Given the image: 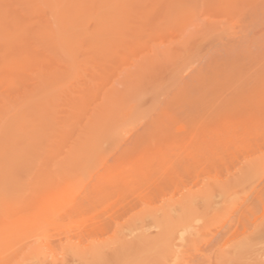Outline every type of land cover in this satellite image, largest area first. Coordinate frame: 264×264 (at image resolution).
Masks as SVG:
<instances>
[{"label": "rangeland", "instance_id": "1", "mask_svg": "<svg viewBox=\"0 0 264 264\" xmlns=\"http://www.w3.org/2000/svg\"><path fill=\"white\" fill-rule=\"evenodd\" d=\"M110 1L0 0V177L10 178L5 184L12 187H5L13 188L12 195L0 194V211L6 204L17 222L9 221L10 236L8 227L6 237L0 231V264H38L42 252L48 263L84 264L68 245L117 244L121 236L114 230L140 225L136 218L145 208L195 191L201 178L224 180L248 158L264 159V0ZM46 177L70 197L83 188L84 201L69 202L58 192L61 209L45 215L53 199L42 200L46 209L40 211L28 192L32 180ZM19 192L23 199L10 198ZM220 199L214 198L215 207ZM202 205L159 231L150 219L143 228L172 237L199 216L191 224L211 225L202 224L207 239L230 227L225 234L236 242L260 215L255 210L246 227L243 216L236 215L239 221L230 212L227 220L231 210L224 204L225 212L217 206L221 211L213 214ZM222 217L229 224L223 229ZM104 225L113 227L100 229ZM174 242L184 254L199 253ZM159 244L148 264H173ZM38 245L41 253L34 251Z\"/></svg>", "mask_w": 264, "mask_h": 264}, {"label": "bare ground", "instance_id": "2", "mask_svg": "<svg viewBox=\"0 0 264 264\" xmlns=\"http://www.w3.org/2000/svg\"><path fill=\"white\" fill-rule=\"evenodd\" d=\"M52 2H53V0H51ZM90 1V0H89ZM105 1V0H104ZM112 1V0H111ZM110 1V2H111ZM36 2V1H35ZM92 2V1H91ZM109 2V1H108ZM85 3V2H84ZM35 4V3H34ZM97 4V3H96ZM38 5V4H37ZM55 5V4H54ZM53 5V6H54ZM69 5V4H68ZM94 5V4H93ZM56 6V5H55ZM92 6V5H91ZM96 6V5H95ZM98 6V5H97ZM105 6H107V5H105ZM74 7V6H73ZM99 7V6H98ZM101 7V6H100ZM67 8V7H66ZM85 9V8H84ZM86 9H87V7H86ZM96 9V8H95ZM101 9V8H100ZM67 10V9H66ZM65 11V10H64ZM66 12V11H65ZM105 13V12H104ZM72 15V14H71ZM104 15V14H103ZM105 16V15H104ZM107 17L108 18H110V17H112L111 15L110 16H108V14H107ZM103 18V17H102ZM105 18H106V16H105ZM107 18V19H108ZM113 18V17H112ZM111 19V18H110ZM114 19V18H113ZM108 21H109V19H108ZM69 22V21H68ZM4 30L5 29H3V31L2 32H4ZM6 32V31H5ZM1 33V32H0ZM4 34V33H3ZM6 34V33H5ZM8 35V34H7ZM6 35V36H7ZM5 37V36H4ZM3 37V38H4ZM7 38V37H6ZM10 38H11V36H10ZM2 62V61H1ZM256 133V132H255ZM237 134V133H236ZM233 135V134H232ZM236 136V135H235ZM120 139H122V138H120ZM119 138L117 139V141H118V143H119V140H120ZM232 139V138H231ZM257 139V138H256ZM123 140V139H122ZM227 140V139H226ZM121 141V140H120ZM228 141V140H227ZM123 143H124V140L122 141ZM257 142H259V141H257ZM250 143V142H249ZM248 143V144H249ZM253 143V142H252ZM251 143V144H252ZM261 143V142H260ZM19 144V142L17 143V145ZM22 144H23V142H22ZM249 145V146H251L252 148H255L256 149V147L257 146H255V144L253 143V146L252 145ZM121 145V144H120ZM250 147V148H251ZM251 148V149H252ZM261 149V148H260ZM203 150V149H202ZM230 150V149H229ZM215 151L216 150H214V152L212 151V153L211 152H209L211 155H212V157H214V153H215ZM231 151H233V150H231ZM236 151V150H235ZM238 151V150H237ZM236 151V152H237ZM253 151V150H252ZM258 151V150H257ZM235 152V153H236ZM259 152V151H258ZM257 152V153H258ZM231 153V152H230ZM253 153V152H252ZM260 153V152H259ZM203 154H207V152L205 153H203ZM203 154L201 155L200 154V156H203ZM209 154V155H210ZM216 154V153H215ZM219 154V153H218ZM224 154V153H223ZM13 155V154H12ZM208 155V154H207ZM206 155V156H207ZM199 156V155H198ZM233 156H235V155H233ZM237 156V155H236ZM242 156V155H241ZM210 158V156H207V159H209ZM230 157H231V155H230ZM12 158V157H11ZM201 158V157H200ZM203 158V157H202ZM206 157H204V159H205ZM206 159V160H207ZM212 159V158H211ZM224 159V158H223ZM223 159H222V161H223ZM200 160H203V159H200ZM233 160H234V158H233ZM244 160V159H243ZM13 161V160H12ZM221 161V160H220ZM222 161H221V163H222ZM10 162V161H9ZM203 162H204V160H203ZM6 163V162H5ZM207 163H209V162H207ZM237 163V162H236ZM9 164V163H8ZM210 164V163H209ZM11 165H12V163H11ZM11 165H8V167L9 166H11ZM220 165V164H219ZM97 166V165H96ZM5 167V166H4ZM12 167V166H11ZM11 167H9V169L11 170ZM16 167V166H15ZM50 167V166H49ZM6 168V167H5ZM44 168V167H43ZM203 168H205L204 166H203ZM233 168H235L234 170H233V172H230V173H228L227 175H226V177H225V179L224 180H218V179H214V180H212V179H210V180H212V181H208V179H206L205 181H203L202 180V178H201V180H197L196 182V190L195 191H192V190H190V189H186L185 190V192L184 193H181V194H179V198L178 199H173L174 198V195H171V196H169L170 198H167L168 200H164V202H163V204L161 205V206H159V207H157V208H145V210L139 215V217H137L136 218V220L138 221V223L140 224V225H136V227H134V226H131V227H125V229H122V227H116L117 229H115L114 230V233L117 235V236H121L120 237V242H118L117 244H115L114 242H107V241H99L98 243L97 242H95V241H93V242H90L85 248L83 247H81V248H78V245L76 246H72V245H68V247L67 248H69L70 249V251H71V254L73 255V256H76V257H78L77 259L78 260H81V261H83L82 263H84V264H148L149 263V261H150V258L154 255L153 254V251L154 250H156L157 251V244L158 243H161L162 245H160V247L158 246V251H160V252H164V253H166V256L167 255H169L170 256V258H171V262L173 263V264H240V261L241 260H243V259H248V261H246L244 264H264V246L262 247L261 245L264 243L263 241H264V159H263V156H257L256 158H255V156H254V158H251V159H249L248 158V160L246 159V160H244V162H242L241 164H240V166H238L237 168L236 167H234L233 166ZM6 170H7V168H6ZM210 170V169H209ZM13 171V170H12ZM93 171V170H92ZM208 171V170H207ZM6 172V171H5ZM4 172V173H5ZM98 172V171H97ZM202 172V171H201ZM205 172V171H204ZM6 173H10V172H6ZM196 173H198V172H196ZM195 173V174H196ZM207 173V172H206ZM2 174V173H1ZM46 174V176L48 175L47 173H45ZM203 174V173H202ZM10 175V174H9ZM38 175H40L39 173H38ZM198 175H200L199 173H198ZM203 175H205V174H203ZM202 175V176H203ZM2 177H3V175H1ZM202 176H199V177H202ZM8 177V176H7ZM10 177V176H9ZM12 177V176H11ZM48 177V176H47ZM47 177L45 178V179H38V178H40L39 176H38V178L36 179V181L34 180H32V182H34L35 183V185H36V183H37V181H41V182H45L44 184L43 183H41V182H39L41 185L43 184V185H45V187L44 186H41L39 183L37 184V185H40V186H38V188H37V185L35 186L34 185V183L32 184L33 185V188H30L29 187V189L27 190V188H26V190L27 191H29L30 189L32 190L33 189V191H29L28 193H30V196H31V198L30 199H32V200H37L38 199V201L40 202L39 203V205H38V203H37V205L39 206V209L38 210H42V209H44L45 208V206H42L41 208H40V205L42 204V200H43V202H44V204L43 205H48L47 204V199H53V200H48V201H50L49 202V205L47 206V211H43L42 210V213H44L45 215H49L48 214V211H49V213L51 212V210H54V209H56V210H54V211H58V209H61V208H59L60 206V203H59V201L61 202V200H58V199H60V198H62L61 197V194L63 193H65V195L64 196H66V195H68V197L67 198H69L70 197V195L69 194H67L66 193V191L65 190H63V192L62 191H58V190H54L53 188H52V186L54 185L53 183L55 182V180H53V179H48L47 180ZM195 177H198L197 175L195 176ZM199 177L197 178V179H199ZM6 177H4L3 179L0 177V194L1 195H4V194H6V195H8V194H10V195H12L10 192H12V189H11V191L7 188L8 186H10V187H12L11 185H7L8 184V181L10 180V178H7L5 181H4V179H5ZM14 178V177H13ZM195 179V178H194ZM8 180V181H7ZM15 180V179H14ZM50 180L53 182V183H51L50 182ZM70 180V179H69ZM68 180V181H69ZM11 181V180H10ZM48 181V182H47ZM63 181V180H62ZM65 181V180H64ZM66 181H67V179H66ZM62 182V184L63 185H65V183H67V182ZM2 182H3V184H2ZM18 182V181H17ZM188 182V181H187ZM190 182V181H189ZM192 182V181H191ZM5 183H7V184H5ZM49 183V184H48ZM56 183V182H55ZM61 183V182H60ZM59 183V184H60ZM70 183V182H69ZM183 183V182H182ZM2 184V185H1ZM5 184V185H4ZM19 185H20V183H18ZM62 184H60V185H62ZM181 184V183H180ZM187 184V183H186ZM195 184V183H194ZM198 184V185H197ZM7 185V187H5ZM32 185H31V187H32ZM52 185V186H51ZM184 185V184H183ZM192 185V184H191ZM3 186H4V189H2L3 188ZM29 186V185H28ZM48 186V187H47ZM181 186H182V184H181ZM187 186V185H186ZM186 186H184V187H186ZM193 186V185H192ZM198 186V187H197ZM200 186V187H199ZM20 188L21 187H23V189H24V186H22V183H21V186H19ZM42 188L41 190H40V188ZM36 188H37V190H36ZM49 188V189H48ZM187 188H188V186H187ZM1 189H2V191L4 192H2L1 191ZM52 189H53V191H52ZM195 189V188H194ZM238 189H240L241 191H243V190H245V189H248V194H246L244 197H236V196H234L236 193H235V191H237ZM5 190V191H4ZM35 190L36 191H38L39 193L38 194H42V195H38L37 196V192H35ZM50 190V191H49ZM182 190H184V189H182ZM20 191V190H19ZM22 191V190H21ZM20 191V192H21ZM25 191V190H24ZM56 193H55V192ZM65 191V192H64ZM81 191H83V188L81 189ZM81 191L79 190V192L78 193H76V195H72L68 200H69V202H71V201H75L76 199L78 200L79 198H80V193H81ZM177 191V190H176ZM175 191V192H176ZM2 192V193H1ZM6 192H8V193H6ZM19 192V193H20ZM35 192V196L33 195V193ZM52 192V193H51ZM54 192V193H53ZM59 192V193H58ZM61 192V193H60ZM13 193V192H12ZM16 193L17 194V196H20V197H17L16 195H13V196H16V197H10L11 199H13V200H15L14 198H18V199H21L22 198V193H24V192H22V193ZM58 193V197H60V198H58V197H55L56 196V194ZM240 193V192H239ZM24 195V194H23ZM77 195H79V196H77ZM33 196V197H32ZM215 196H217V197H220L221 199L219 200V202H220V206H223V204L225 205V207L224 208H230V210L231 211H229V212H227L228 214L231 212L232 214H234L235 215V218L234 219H236L237 217H239V216H243L244 218H245V221H244V223L246 222L247 223V219H249V217H251L252 216V213H254L255 212V210L257 211V210H259V212H260V215L258 216V217H256L255 216V218H252L253 219V221H252V223L250 222V225H249V222L247 223V226L246 227H248V225H249V231H248V229H247V233H246V231L244 232V235H242V237L240 238V239H238V241H234V242H232V236H234L233 234H230V235H227V234H225L226 232V230H227V226L229 225V224H227V222L230 220L229 218L231 217V219L233 218L232 216H234V215H232L231 216V213H230V215L228 216V214L226 215V218H227V220H225V219H223V217L222 218H219V219H223L222 221V229H223V227L224 228H226L225 229V231H224V233H223V231L221 232V231H219V232H221L220 234H219V236H217V238L216 239H207V237H209V236H207V237H205V235H208L209 233L207 232V230H206V228L204 229V230H206L205 232L206 233H208V234H205L204 233V230H203V223H201V226L202 227H200V226H196V225H192L191 223H195V220H200V218H199V216H198V218L197 219H195L194 217V219H193V221L192 220H190L191 221V223H190V221H189V223L190 224H187V220L185 221V225H183V226H181V225H179V226H181V228H179V226L177 227L178 229H177V231L175 232H170V235H172V234H174V235H172V237H168V234L167 233H163L162 231V234H161V232H159V233H157V234H155V235H151V233L149 232V226H151L152 227V225H156L155 227V229H158V231L160 230V229H164V228H162L164 225H166L167 224V222L168 223H170V221H175V216H177V215H180V214H183V213H185V212H195V211H193V209L194 208H196L197 209V207H198V209L199 208H201V206L200 205H202V204H199V206H197V204L198 203H203L204 205L206 204V206H207V208H206V206H204V205H202V207L203 208H205V210L207 209V213H209V212H215L216 210H213V209H217L218 207L217 206H219L218 204H217V206L215 207V204L216 203H218V201L216 200H214V198H217V197H215ZM239 196V195H238ZM5 197H7V196H5ZM24 197V196H23ZM27 197H29L28 195H27ZM47 197V198H46ZM54 197V198H53ZM77 197V198H76ZM79 197V198H78ZM26 198V196L24 197V202H25V199ZM35 198V199H34ZM42 198V199H41ZM56 198V199H55ZM64 198H66V197H64ZM72 198H73V200H72ZM23 199V198H22ZM29 199V200H30ZM40 199V200H39ZM82 199V200H81ZM4 200V199H3ZM27 200H28V198H27ZM35 200V201H36ZM46 200V201H45ZM80 200L81 201H84V198H80ZM163 201V200H162ZM222 201V202H221ZM27 202V201H26ZM30 202H32V201H30ZM215 202V203H214ZM21 203V202H20ZM19 203V204H20ZM46 203V204H45ZM209 203H211L210 204V206L211 207H208V205H209ZM8 204V203H7ZM208 204V205H207ZM222 204V205H221ZM5 206H6V209L4 210V209H1L2 210V212L0 211V214L2 215V216H5V219H3L4 217H2V219L0 220V231L5 227H8V226H10L11 224V222H12V225H17V222H15V220H13L12 218H11V215H9V213H10V209L8 208L9 206H7L6 204H5ZM36 206V205H35ZM37 206V207H38ZM59 206V207H58ZM76 206V205H75ZM74 206V207H75ZM220 206H219V208H220ZM0 207H2V205L0 206ZM12 206H10V208H11ZM57 207H58V209H57ZM3 208V207H2ZM18 208H19V206H18ZM21 208V207H20ZM208 208H209V210H208ZM223 207H221L220 209H222ZM222 209V211L224 210V212H225V209ZM46 209V208H45ZM147 209V210H146ZM7 210V214H8V217H6V213H4L5 211ZM8 210H9V212H8ZM13 210V212H14V208L12 209ZM190 210V211H189ZM4 211V212H3ZM53 211V212H54ZM209 211V212H208ZM218 211V212H217ZM217 213H219L221 210H218L217 209ZM18 212H20V210H18ZM22 212V211H21ZM46 212H47V214H46ZM53 212L52 213H50L51 215L53 214ZM56 212H55V214H56ZM213 212H212V214H213ZM215 212V213H216ZM235 212V213H234ZM2 213H4V214H2ZM193 213H190V215L191 214H193ZM222 213V212H221ZM220 213V214H221ZM256 213H258V212H256ZM186 214V213H185ZM211 214V215H212ZM190 215H188V216H190ZM194 215H195V213H194ZM210 215V216H211ZM236 215H237V217H236ZM239 215V216H238ZM10 216V217H9ZM50 216V215H49ZM188 216H185L184 215V217H188ZM209 216V215H208ZM213 216V215H212ZM224 216V215H223ZM182 217V216H181ZM248 217V218H247ZM254 217V216H253ZM6 218H8V221L6 220ZM9 218H11L12 220H10ZM186 218H183L184 220L186 219ZM191 218H192V216H191ZM209 218V217H208ZM216 218H217V216H216ZM247 218V219H246ZM147 219H150L149 221L151 222H154V224H152V225H148V227L149 228H147V229H144L143 228V225H144V227L146 228L147 227V224L145 223V221L147 220ZM177 219V218H176ZM189 219H190V217H189ZM233 219V220H234ZM238 219V218H237ZM239 219H240V217H239ZM238 219V220H239ZM241 219H243V218H241ZM4 220H6V222L4 221ZM179 220H180V217H179ZM215 220H218V218L217 219H215ZM214 220V221H215ZM233 220H231V221H233ZM2 221V222H1ZM9 221H10V223H9ZM148 221V222H149ZM181 221V220H180ZM207 220H205V222H206ZM240 221V220H239ZM14 222H15V224H14ZM31 222V221H30ZM176 222H179V221H177L176 220ZM175 222V223H176ZM216 222V221H215ZM236 221H234V223H235ZM2 223V224H1ZM5 223H7V225L5 224ZM28 223V222H27ZM137 223V222H136ZM145 223V224H144ZM182 223H183V221H182ZM197 223H199V222H197ZM207 223V222H206ZM206 223H204V224H206ZM208 223H209V220H208ZM245 223V224H246ZM10 224V225H9ZM163 224V225H162ZM178 224V223H177ZM176 224V225H177ZM180 224V223H179ZM212 224V223H211ZM221 224V223H220ZM30 225H31V223H30ZM30 225H27V224H25L24 225V227L26 226H30ZM146 225V226H145ZM168 225V224H167ZM207 225V224H206ZM209 225V224H208ZM207 225V226H208ZM217 225H219V222L217 223ZM99 226V225H98ZM105 227H101L100 229H102V228H106L107 229V231H111L110 229H112V227L113 226H109V225H104ZM118 226V225H117ZM161 228H160V227ZM173 226H174V224H173ZM196 226V227H195ZM209 226H211V225H209ZM221 226V225H220ZM240 226H242L241 224H240ZM244 225L242 226V227H244L243 228V231L245 230V227ZM17 227V226H16ZM18 227H19V225H18ZM23 227V225H22V228L23 229H25ZM169 227V226H168ZM172 226H170V229H173V228H171ZM215 227H216V225H215ZM214 227V225H213V228H215ZM233 227V226H232ZM4 228V229H5ZM134 228H136V229H134ZM140 228V229H139ZM208 228H211V227H208ZM230 228V227H229ZM229 228H228V230H227V232H230L229 231ZM3 229V230H4ZM9 229L11 230V231H9ZM16 229L17 228H15L14 229V231L16 232V233H18L17 231H16ZM28 229V228H27ZM27 229H25V230H27ZM95 229H99V227H96ZM153 228H151V230H152ZM166 229V228H165ZM212 229V228H211ZM230 229H232V228H230ZM6 230V229H5ZM5 230L3 231V235H5V237H6V234L7 235H9L8 233H10L11 234V232H13V227H12V229H11V227L9 228H7V230H6V234H5ZM103 230H105V229H103ZM136 231V230H140V234L138 235V236H133V237H131V234H134L133 233V231ZM147 230V231H146ZM150 230V231H151ZM173 230H175V229H173ZM138 231H136L137 232V234L139 233ZM142 231V232H141ZM15 233V234H16ZM118 233V234H117ZM231 233H232V231H231ZM233 233H235V232H233ZM13 234V233H12ZM15 234H13V236L15 235ZM167 234V235H166ZM211 234H212V232H211ZM211 234H210V236H211ZM216 235V234H215ZM232 235V236H231ZM2 236V235H1ZM10 236V235H9ZM9 236H7V238H9ZM229 236H231V237H229ZM118 237V238H119ZM128 237L130 238V239H128ZM216 237V236H215ZM7 238L5 239V240H3L4 242L5 241H7ZM213 238V237H212ZM11 239V238H10ZM160 239H162V241H160ZM176 240H178V241H182L181 243H180V245H181V248H183V247H186V246H188L187 248H190V249H192V252L193 251H198L199 253H192L191 255L189 254L188 255V253L186 254H184L183 252L185 251V249H184V251L182 250V249H180V247L179 248H177L176 246H178L179 244H176V242H174V241H176ZM203 240V241H202ZM263 242V243H262ZM2 243V242H1ZM1 243H0V245H1ZM183 243L186 245H183ZM198 243H200V247L198 248L197 246H199L198 245ZM261 243V244H260ZM9 244V243H8ZM17 244H18V242H17ZM115 244V245H114ZM1 246H3V245H1ZM175 246V247H174ZM183 246V247H182ZM260 246V247H259ZM37 248L39 247V245L38 246H36ZM35 247V248H36ZM257 247L258 248H261V249H257ZM32 248V247H31ZM176 248V249H175ZM263 248V249H262ZM39 251V248L38 249H36V250H34L35 252L36 251ZM180 250H182V251H180ZM187 250V249H186ZM69 251V252H70ZM155 251V252H156ZM40 253L42 252L41 250L39 251ZM9 253V252H8ZM19 253V252H18ZM18 253H16V255L18 254ZM21 253V252H20ZM38 253V252H37ZM159 252H157L156 254L158 255V256H156L157 257V259H159L160 258V256H159V254H158ZM36 254V253H35ZM68 254V253H67ZM21 255V254H20ZM152 255V256H151ZM22 256V255H21ZM37 256H39L38 254H37ZM36 256V257H37ZM47 256H45V254L42 252L41 253V257L39 256V257H37V262H38V264H56V262H57V260L56 259H54V258H51V261L48 263L47 261H46V258ZM76 257H72V258H76ZM262 257H263V259H262ZM19 258V257H18ZM23 258V257H22ZM49 259V258H48ZM76 259V260H77ZM246 259V260H247ZM18 260V259H17ZM14 261V260H13ZM20 261V260H19ZM2 263V262H1ZM18 263V262H17ZM16 263V264H17ZM22 264V263H21ZM58 264V263H57Z\"/></svg>", "mask_w": 264, "mask_h": 264}]
</instances>
